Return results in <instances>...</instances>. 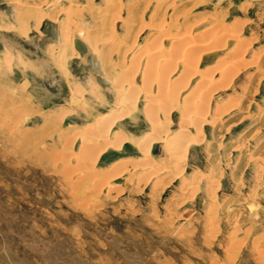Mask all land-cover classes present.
<instances>
[{
    "label": "rangeland",
    "instance_id": "1",
    "mask_svg": "<svg viewBox=\"0 0 264 264\" xmlns=\"http://www.w3.org/2000/svg\"><path fill=\"white\" fill-rule=\"evenodd\" d=\"M0 26V264H264V0H0Z\"/></svg>",
    "mask_w": 264,
    "mask_h": 264
},
{
    "label": "bare ground",
    "instance_id": "2",
    "mask_svg": "<svg viewBox=\"0 0 264 264\" xmlns=\"http://www.w3.org/2000/svg\"><path fill=\"white\" fill-rule=\"evenodd\" d=\"M148 3H149V2H148ZM23 4H24V3H23ZM159 5H160V4H159ZM26 8H27V7H26ZM160 8H161V7H160ZM7 9H8V12H10V14H12V15L16 13V9L18 10V8L15 9V6H11L10 9H9V8H7ZM23 10H24V9H23ZM130 10H131V9H130ZM6 11H7V10H6ZM70 11H71V10H70ZM70 11L68 10V12H69L68 14L71 13ZM72 11H73V9H72ZM56 12H57V11H56ZM56 12H55V13H56ZM74 12H75V11H74ZM21 13H22V12H21ZM39 13H40V12H39ZM55 13H54V14H55ZM59 13H60V12H59ZM18 14H19V13H18ZM42 14H43V13H42ZM65 14H66V13H65ZM71 14H72V13H71ZM164 14H165V13H164ZM43 15H44V14H43ZM75 15H76V14H75ZM19 16H20V15H19ZM45 16L47 17V15H45ZM99 16H100V15H99ZM112 16H113V15H112ZM32 17H33V16H32ZM101 17H102V16H101ZM106 17H107V16H106ZM48 18H49V17H48ZM62 18H63V17H62ZM107 18H108V17H107ZM112 18H113V17H112ZM114 19H115V17H114ZM26 20L28 21V19H26ZM40 20H41V17H40ZM64 20L66 21V19H64ZM112 20H113V19H112ZM27 21H26V22H27ZM69 21H70V20H69ZM75 21H76V23H77V20H75ZM95 21H96V20H95ZM26 22H25V23H26ZM25 23H24V24H25ZM37 23H38V22H37ZM72 23H73V20H72V22H71L70 24H72ZM101 23H102V20H101ZM106 23H107V22H106ZM113 23H114V22H113ZM65 24H66V22H65ZM70 24H68V22H67L66 25H68V27H69ZM165 24H166V23H165ZM61 25H62V23H61ZM79 25H81V24H79ZM110 25H111V23H110ZM37 26H38V24H37ZM71 26H72V25H71ZM73 26H75V25H73ZM158 26H159V25H158ZM161 26H162V25H161ZM161 26H160V27H161ZM0 27H1V26H0ZM51 27H52V26H51ZM61 27H62V26H61ZM102 27H103V26H102ZM16 28H17V27H16ZM24 28H25V27H23V29H24ZM62 28L64 29V27H62ZM74 28H75V27H74ZM78 28L80 29L79 26H78ZM82 28L84 29V27H82ZM111 28H112V33H113V30H114V29H113V25H111ZM161 28H162V27H161ZM35 29H37V28H35ZM71 29H72V28H71ZM75 30H76V29H75ZM104 30H105V28H104ZM139 30H140V29H139ZM156 30H157V29H156ZM17 31H18V30H17ZM24 31H25V30H24ZM24 31L22 30V31H20V32H24ZM57 31H58L57 33L54 32L53 27H52V28L50 29V33H49L50 35L48 36V37H50L54 42H57V41H58L57 44H52V45H50V46L52 47V49L55 48V46L57 47V49H56V50H53V51L50 49L51 47H50L49 49L53 52V54H56V55H57L58 63H59V61H60V63H59V66H60V64L63 63L64 58H66V56H67V54H68V53H67L68 48L70 47V49L72 50V53H73V54H74L75 51H74L73 46H72V41H70V39L68 38V35L66 34L67 32H66V33H62V31H61L59 28H58ZM66 31H67V30H66ZM97 31H98V30H97ZM106 31H107V30H106ZM63 32H65V31L63 30ZM86 32H87V31H86ZM100 32H101V31H100ZM128 32H129V31H128ZM68 33H69V32H68ZM70 33H71V32H70ZM112 33H110V36H111ZM19 34H20V33H19ZM46 34H47V33H46ZM62 34H65V35H62ZM84 34H85V33H84ZM88 34H91V32L88 33ZM105 34H107V33H105ZM21 35H22V33H21ZM77 35H78V33H77ZM86 35H87V34H86ZM103 35H104V33H103ZM128 35H129V34H128ZM164 35H165V34H164ZM221 35H222V34H221ZM78 36H79V35H78ZM93 36H94V35H93ZM93 36H92V37H93ZM101 36H102V35H101ZM110 36H109V37H110ZM136 36H137V35H136ZM81 37H82V34H81ZM96 37H97V36H96ZM115 37H116V36H115ZM87 38H88V36H87ZM106 38H107V37H106ZM164 38H165V37H164ZM168 38H170V37H168ZM177 38H178V37H177ZM58 39H59V40H58ZM81 39H82V38H81ZM81 39H76V40H78L81 44H83V45L85 46V48H86V52H87V48H88V50H89V47H86L84 41L81 40ZM109 39H110V38H109ZM109 39H106V42H107V40H109ZM111 39H112V38H111ZM88 40H90V39H88ZM95 40H96L95 42H97L98 39H95ZM118 40H119V39H118ZM160 40H161V39H160ZM100 41H101V39H100ZM100 41H99V42H100ZM102 41H103V40H102ZM102 41H101V42H102ZM113 41H114V40H113ZM90 42H91V41L88 42V45L90 44ZM104 42H105V41H104ZM104 42H103V43H104ZM106 42H105V44H106ZM119 42H120V41H119ZM116 43H118V42H116ZM116 43H113L114 46L111 45V48L115 47V44H116ZM182 43H183V42H182ZM96 44H97V43H96ZM148 44H149V43H148ZM90 45H91V44H90ZM122 45H123V44H122ZM124 45H125V44H124ZM105 46H106V45H105ZM149 46H150V45H149ZM170 46H171V45H170ZM239 46H240V45H239ZM94 47H95V46H94ZM127 47H128V46H127ZM132 47H133V45H132ZM90 49H91V47H90ZM118 50H119V49H118ZM128 50H129V49H128ZM162 50H163V49H162ZM47 51H48V50H47ZM69 51H70V50H69ZM92 51H93V50H92ZM109 51H110V50H109ZM120 51H121V50H120ZM120 51H119V53H120ZM125 51H126V50H125ZM151 51H152V50H151ZM93 52H96V51H93ZM100 52H102V51H100ZM114 52H115V51H114ZM161 52H162V51H161ZM195 52H196V51H195ZM72 53H71V54H72ZM104 53H105V52H104ZM110 53H111V52H110ZM50 54H51V53H50ZM50 54H49V55H50ZM95 54H96V53H95ZM99 54H100V53H99ZM101 54H102V53H101ZM181 54H182V52H181ZM96 55H98V54H96ZM136 55H137V54H136ZM149 55H150V54H149ZM153 55H154V54H153ZM169 55H170V54H169ZM178 55H179V54H178ZM69 56H70V55H69ZM101 56H102V55H101ZM103 56H104V55H103ZM108 56L110 57V54H109ZM198 56H199V55H198ZM104 58H105V57H104ZM131 58H132V57H131ZM185 59H186V57H185ZM191 59H192V58H191ZM197 59H198V58H197ZM87 60H89V64H90L89 66H91V65H92V64H91V56H87ZM100 60H101V59H100ZM122 60H123V59H122ZM178 60H179V59H178ZM180 60H181V59H180ZM61 61H62V62H61ZM102 61H103V60H102ZM181 61H182V60H181ZM195 61H196V60H194V61L192 60V62H191L192 64L189 62L190 66H192V69L195 67V65H194V64H195ZM54 62H55V61H54ZM111 62H112V61H111ZM187 62H188V61H187ZM196 62H197V61H196ZM163 63H164V62H163ZM107 64H108V62H107ZM112 64H113V63H112ZM170 64H171V63H170ZM185 64L187 65V63H185ZM56 65H57V63L55 64V66H56ZM172 65H173V64H172ZM193 65H194V67H193ZM228 65H229V64H228ZM63 66H64V65H63ZM103 66H104V65H103ZM105 66H106V65H105ZM107 66H108V65H107ZM114 66H115V64H114ZM132 66H133V64H132ZM190 66H186V67H185L186 71L188 70V69H187L188 67L190 68ZM196 66H197V65H196ZM120 67H121V66H120ZM127 67H128V66H127ZM130 67H131V66H130ZM94 68H95V70L101 72V66H100V63H99V62H98V65H96ZM113 68H114V67H113ZM131 68H132V67H131ZM183 68H184V62H183ZM106 69H107V68H106ZM162 69H163V68H162ZM61 70H62V72L65 73V74L68 72V69H66V67H64V68L61 69ZM130 70H131V69H130ZM130 70H129V71H130ZM132 70H133V68H132ZM189 70H190V69H189ZM189 70H188V71H189ZM58 71H59V70H58ZM183 71H185V70L183 69ZM186 71L184 72L186 75L182 72V75L184 74L183 76H184L185 78H187L186 76H188L187 73H188V74L190 73L189 75H192L191 73H192L193 71H191V70H190L191 72H190V71H189V72H188V71L186 72ZM62 72H61V73H62ZM132 72H133V71H132ZM128 73H129V72H128ZM103 74H104V73H103ZM105 74H106V73H105ZM135 74H136V73H135ZM155 74H156V73H155ZM62 75H64V74H62ZM108 75H109V74H107V76H108ZM64 76H65V75H64ZM64 76H63V77H64ZM131 76H132V75H131ZM142 76H143V75H142ZM180 76H181V75H180ZM180 76L178 77V81H179V78L181 79ZM65 77H66V76H65ZM111 77H112V76H111ZM128 77H129V76H128ZM104 78H105V77H104ZM107 78H110V77H107ZM118 78H119V77H118ZM124 78H126V76H125ZM165 78H166V77H165ZM159 79H160V78H159ZM88 80H89V79H88ZM111 80L113 81V79H111ZM116 80H117V79H116ZM127 80H129V79H127ZM143 80H144V79H143ZM175 80H176V79H175ZM181 80H182V79H181ZM89 81H91V80H89ZM89 81H88V83H89ZM117 81H118V80H117ZM130 81H131V80H130ZM176 81H177V80H176ZM109 82H110V81H109ZM120 82H121V81H120ZM172 82H175V81H172ZM117 83H118V82H117ZM117 83H116V85L114 84L116 87H117V85H118ZM122 83H123V82H122ZM128 83H129V82H128ZM128 83H127V84H128ZM175 83H178L177 85H179V82H175ZM85 84H86V81H85ZM91 84H93V83L91 82ZM91 84H90V85H91ZM112 84H113V83H111V87H112ZM123 84H124V83H123ZM86 85H87V84H86ZM88 85H89V84H88ZM128 85H129V84H128ZM141 85H142V84H141ZM177 85H176V86H177ZM180 85H181V84H180ZM74 86H76V85H74ZM115 86H113L112 88H116ZM130 86H131V85H130ZM87 87H88V86H87ZM87 87H86V88H87ZM174 87H175V86H174ZM90 88H93V87H90ZM219 88H220V87H219ZM75 89H76V88H75ZM75 89H74V90H75ZM119 89H120V87H119ZM119 89H118V90H119ZM131 89H132V88H131ZM173 89H174V88H173ZM90 90H91V89H90ZM90 90H89V91H90ZM113 90H114V89H113ZM134 90H135V89H132L131 91H134ZM116 91H117V90H116ZM81 92H82V91H81ZM93 92H94V91H93ZM134 92H136V91H134ZM87 93H88V92H87ZM91 93H92V92H91ZM91 93H90V94H91ZM115 93H116V92H115ZM118 93H119V91H118ZM137 93H138V92H137ZM74 94H76V93H74ZM79 94H81V93H79ZM95 94H96V92H95ZM116 94H117V93H116ZM119 94H121V93H119ZM126 94H127V93H126ZM135 94H136V93H135ZM91 95H92V94H91ZM72 96H74V95L72 94ZM77 96H78V94H77ZM93 96H94V95H93ZM96 96H97V94L95 95V97H96ZM116 96H117V95H116ZM124 96H125V95H124ZM130 96H132V95L130 94ZM134 96H135V95H134ZM97 98H98V97H97ZM120 98H121V95H120ZM125 98H128V97H125ZM129 98H130V97H129ZM173 98H174V97H173ZM227 98H228V97H227ZM80 99H81V98H80ZM130 99L132 100L133 98H130ZM147 99H148V98H147ZM121 100H122V99H121ZM128 100H129V99H128ZM134 100H135V99L132 100V102H131L132 104H133V101H134ZM148 100H149V99H148ZM161 100H162V99H161ZM116 101H117V100H116ZM124 101L126 102L127 100H124ZM149 101H150V100H149ZM226 101H227V100H226ZM119 102H120V99H119ZM121 102H122V101H121ZM125 102H124V103H125ZM135 102H136V101H135ZM128 103H129V102H128ZM157 103H158V102H157ZM167 103H168V102H167ZM199 103H201V102H199ZM203 103H204V102H203ZM119 104H120V103H119ZM119 104H118V105H119ZM164 104H165V103H164ZM225 104H226V103H225ZM124 105H125V107H127L126 104H124ZM124 105H123L122 108H121L122 110H123ZM130 105H131V104H129V106H130ZM221 105H222V104H221ZM134 106H135V105H134ZM222 106H223V105H222ZM115 107H116V106H115ZM117 107H119V106H117ZM120 107H121V106H120ZM118 109H119V108H118ZM134 109H135V108H134ZM152 109H153V108H152ZM159 109H160V108H159ZM217 110H218V109H217ZM124 111H125V110H124ZM168 111H169V110H168ZM190 111H191V110H190ZM201 111H202V110H201ZM109 112H110V111H109ZM115 112H116V111H115ZM146 112H148V111H147V108H146ZM152 112H153V111H152ZM217 112H219V111H217ZM113 114L115 115V113H113ZM146 114H147V113H146ZM222 114H223V113H222ZM119 115H120V114H119ZM122 115H123V114H122ZM122 115H121V117H122ZM124 115H125V113H124ZM124 115H123V116H124ZM154 115H155V114H154ZM102 116H103V115H102ZM105 116H106V113H105ZM105 116H103V118H105ZM110 116H113V115L110 114ZM110 116H107V119H108ZM115 118H116V119H112L110 122H108L106 125H104V126H105V129H104L103 132H105V130H106V132H109V131L113 128V125H114V123H115V120H117V117H116V116H115ZM119 118H120V117H119ZM119 118H118V119H119ZM107 119H105V120L107 121ZM146 119H147V118H146ZM101 120H102V118H101ZM101 120H100V123H103V122H101ZM164 120H165V119H164ZM152 121H153V120H152ZM103 124H104V123H103ZM103 124H102V125L100 124V125L103 126ZM92 126H93V125H92ZM95 128L97 129V126H96ZM200 129H201V128L198 129L199 132H200ZM102 130H103V129H102ZM93 131H95V130H93ZM93 131H92V132H93ZM180 131H181V130H180ZM181 132H182V131H181ZM181 132H178V133H181ZM83 134H84V133H83ZM93 134H94V133H93ZM100 134H101V133H100ZM105 134H106V133H105ZM176 134H177V133H175V135H176ZM181 134H182V133H181ZM121 135H122V134H121ZM121 135H120V137H119V134H118L119 139L122 138ZM162 135H163V134H162ZM199 135H200V134H199ZM91 136H92V135H91ZM200 136H201V135H200ZM93 137H95V136H93ZM123 137L125 138L124 135H123ZM172 137H174V136H172ZM180 137H181V135H180ZM180 137H179V138H180ZM113 139H114V138H113ZM119 139H117L116 141H118ZM155 139H156V138H155ZM173 139H174V138H173ZM121 140H122V141H126V140L123 139V138H122ZM121 140H119L118 142L120 143ZM153 140H154V139H153ZM158 140H159V139H158ZM175 140H176V137H175ZM175 140H174V141H175ZM104 141H106V140H104ZM122 141H121V143H122ZM149 141H150V139H149V140H146L145 143H147V142H149ZM160 141H161V140H160ZM171 141H172V140H170V142H171ZM177 141H179V140L177 139V140H176V143H177ZM180 141H182V140H180ZM105 143H106V142H105ZM105 143H103V144H105ZM111 143H112V142H111ZM111 143L109 142L110 146H111ZM114 143L116 144L115 141H114ZM114 143H113V144H114ZM150 143H151V142H150ZM174 143H175V142H174ZM176 143H175V146H176V145H180V144H176ZM97 144H98V143H97ZM107 144H108V143H107ZM107 144H105V145H107ZM113 144H112V145H113ZM117 144H118V143H117ZM117 144H116V145H117ZM91 145H92V144H91ZM118 145H119V144H118ZM172 145H173V143H172ZM97 146H98V145H97ZM142 146L144 147L145 145H142ZM149 146H150V144H149ZM173 146H174V145H173ZM180 146H181V145H180ZM103 147L107 148L106 146H103ZM112 147H114V148H119L118 146H115V145L112 146ZM81 148H82V147H81ZM105 148H104V149H105ZM173 148H175V147H173ZM180 148H181V147H180ZM90 149H91V148H90ZM104 149H103V150H104ZM170 149H171V148H170ZM98 150H99V149H98ZM142 150H145V149H142ZM146 150H148V147H147ZM174 150H175V151H174ZM96 151H97V150H96ZM172 151H174V152L176 153L178 150H177V148H176V149H173ZM179 151H180V150H179ZM179 151H178V152H179ZM144 152L147 153L148 151H144ZM178 152H177V154H178ZM97 154H98V153H97ZM97 154H96V155H97ZM180 155H181V154H180ZM146 157H147V156H146ZM118 162H119V161H118ZM211 217H212V216H211ZM214 217H215V216H214Z\"/></svg>",
    "mask_w": 264,
    "mask_h": 264
},
{
    "label": "water",
    "instance_id": "3",
    "mask_svg": "<svg viewBox=\"0 0 264 264\" xmlns=\"http://www.w3.org/2000/svg\"><path fill=\"white\" fill-rule=\"evenodd\" d=\"M44 33H47L48 35H50V27L48 26V28L44 31ZM74 46L75 49L79 52L80 55L85 54L86 52V48L83 44H81L78 40L74 41Z\"/></svg>",
    "mask_w": 264,
    "mask_h": 264
},
{
    "label": "crops",
    "instance_id": "4",
    "mask_svg": "<svg viewBox=\"0 0 264 264\" xmlns=\"http://www.w3.org/2000/svg\"><path fill=\"white\" fill-rule=\"evenodd\" d=\"M5 8L7 9V7L5 6ZM50 27V29H51V26H49ZM48 35V34H47Z\"/></svg>",
    "mask_w": 264,
    "mask_h": 264
}]
</instances>
